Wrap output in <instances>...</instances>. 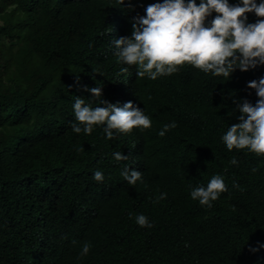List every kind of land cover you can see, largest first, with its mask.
<instances>
[{"label": "trees", "instance_id": "16d2710c", "mask_svg": "<svg viewBox=\"0 0 264 264\" xmlns=\"http://www.w3.org/2000/svg\"><path fill=\"white\" fill-rule=\"evenodd\" d=\"M154 1L131 0L135 10L129 11L125 0L121 37L132 33L126 20L145 15ZM14 2L0 0V37L7 42L0 41V264H264V156L229 151L222 140L227 131L191 111L165 117L162 125L175 122L172 130L187 135L193 123L187 142L197 147L162 139L164 152L150 132L138 135L135 145L116 133L109 140L101 128L90 135L73 132L71 100L94 64L85 71L71 51L50 50L46 42L54 30L88 29L90 52L97 55L103 38L92 37L110 11L99 0H25L19 7ZM262 77L264 65L237 69L230 79L211 78L199 104L240 86L256 103L247 84ZM142 81L159 89L168 79ZM103 85L118 90L114 76ZM129 89L137 87L129 83ZM114 151L128 160L117 162ZM125 164L143 174L135 186L121 176ZM97 170L103 182L93 179ZM214 175L223 177L228 191L211 207L192 200L191 189L206 187ZM161 193L167 198L154 203ZM94 204L100 212H93ZM139 214L153 227L141 228ZM89 242L90 252L80 257Z\"/></svg>", "mask_w": 264, "mask_h": 264}, {"label": "clouds", "instance_id": "9594fccd", "mask_svg": "<svg viewBox=\"0 0 264 264\" xmlns=\"http://www.w3.org/2000/svg\"><path fill=\"white\" fill-rule=\"evenodd\" d=\"M23 1L15 0L14 6ZM99 1L109 9L111 18L102 24L98 36L92 37L103 38L104 48L97 55L90 52L88 29L54 30L53 39L46 42L50 50L71 51L85 71L94 64L86 83L71 100L73 132L90 135L101 128L107 139H114L116 133L131 140L132 145L139 142L138 135L150 132L164 152L168 150L159 144L162 139L177 146L197 147L187 142V136L192 138L196 129L193 123L188 121L191 132L187 135L172 130L177 127L175 122L162 125L165 117L176 118L191 111L211 117L227 131L222 140L229 151L249 149L264 156V77L247 84L256 92V103L248 98L246 87L240 86L230 89L228 95H215L203 107L199 104V93L211 78L230 79L237 69L247 72L264 65V0H155L145 8V15L134 14L126 20L125 25L132 26L130 37L120 35L124 23L119 10L125 0H118L119 4ZM128 10H135L131 0ZM0 41L7 44L1 37ZM110 75L118 85L112 92L103 85ZM142 78L168 82L155 89ZM129 83L137 90H130ZM77 151L84 149L77 147ZM127 155L133 153L128 151ZM113 157L117 162L128 160L121 151H114ZM231 164L238 161L233 158ZM121 176L135 186L143 174L125 164ZM93 179L103 182V172L95 171ZM226 191L223 177L214 175L206 187L192 188L190 197L211 207V202ZM166 198L167 193H161L154 203ZM92 208L95 213L101 211L97 204ZM135 222L141 228L153 227L143 214L137 215ZM90 249V242L84 243L80 257L88 255Z\"/></svg>", "mask_w": 264, "mask_h": 264}]
</instances>
